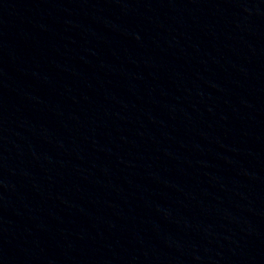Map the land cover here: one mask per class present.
Listing matches in <instances>:
<instances>
[{
    "label": "water",
    "instance_id": "water-1",
    "mask_svg": "<svg viewBox=\"0 0 264 264\" xmlns=\"http://www.w3.org/2000/svg\"><path fill=\"white\" fill-rule=\"evenodd\" d=\"M0 264H264V0H0Z\"/></svg>",
    "mask_w": 264,
    "mask_h": 264
}]
</instances>
